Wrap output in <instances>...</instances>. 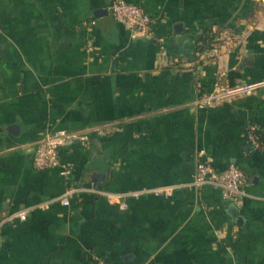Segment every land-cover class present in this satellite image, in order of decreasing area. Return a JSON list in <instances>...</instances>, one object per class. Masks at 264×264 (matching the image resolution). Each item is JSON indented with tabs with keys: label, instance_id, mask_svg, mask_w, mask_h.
<instances>
[{
	"label": "crops",
	"instance_id": "crops-1",
	"mask_svg": "<svg viewBox=\"0 0 264 264\" xmlns=\"http://www.w3.org/2000/svg\"><path fill=\"white\" fill-rule=\"evenodd\" d=\"M114 1L0 0V218L29 209L2 224L0 264H264V145L247 137L257 124L264 138V87L195 105L220 78L264 79V0H125L153 38L116 20ZM211 28L213 58L198 48ZM85 129L61 150L68 175L35 166L45 135ZM204 157L245 171L242 204L184 186ZM70 186L69 205L51 201Z\"/></svg>",
	"mask_w": 264,
	"mask_h": 264
},
{
	"label": "built area",
	"instance_id": "built-area-1",
	"mask_svg": "<svg viewBox=\"0 0 264 264\" xmlns=\"http://www.w3.org/2000/svg\"><path fill=\"white\" fill-rule=\"evenodd\" d=\"M111 12L116 20L123 23L133 34L143 35L147 38H153L155 35L154 25L152 23L150 14L140 4L127 2L125 0H115L111 7ZM223 42L217 40L212 48L209 50L211 58L217 57L221 53ZM224 74V73H223ZM264 87V79L240 83L236 85H226L221 82V78L214 83L212 90L204 92L196 101L195 105L199 107H215L225 102H232L234 100L244 98L250 94L255 93ZM257 124H250L247 137L256 146H260L258 141ZM89 129L85 130H58L54 133L45 135L36 145L34 164L39 169L46 168H60L61 174L68 175L71 167L61 159V150L63 148L72 146L77 141H85L88 139ZM248 185V178L245 171L237 165L231 164L223 170H218L214 165V160L211 157L202 158L196 166V171L193 179L184 184L188 188H202L204 186H214L221 190L223 197L226 200L234 202L235 204H242L249 193L246 190ZM178 186H161L153 188L150 191L158 196L169 197L173 194ZM78 186H70L66 188L63 194L53 198L51 201H60L63 205H69L70 200L76 191L81 190ZM90 190L99 191L91 188ZM142 191L135 190L129 192L131 195H139ZM122 195H127L122 194ZM50 201L41 202L39 207L45 208ZM125 205V204H124ZM29 209L20 210L14 214H7L0 218V247L3 244V237L1 233V226L3 223L11 221L16 218L25 220L27 218Z\"/></svg>",
	"mask_w": 264,
	"mask_h": 264
},
{
	"label": "trees",
	"instance_id": "trees-1",
	"mask_svg": "<svg viewBox=\"0 0 264 264\" xmlns=\"http://www.w3.org/2000/svg\"><path fill=\"white\" fill-rule=\"evenodd\" d=\"M216 32H214L212 30V28L210 30H208L207 33H205V35L202 36L201 38V42L199 44V52H205L207 50H210L213 46V44L216 42ZM257 137H258V141L260 143L259 147H263L264 145V138H263V134H260V132H257Z\"/></svg>",
	"mask_w": 264,
	"mask_h": 264
},
{
	"label": "water",
	"instance_id": "water-1",
	"mask_svg": "<svg viewBox=\"0 0 264 264\" xmlns=\"http://www.w3.org/2000/svg\"><path fill=\"white\" fill-rule=\"evenodd\" d=\"M231 207H232V215L235 217L237 214V208L235 205H231Z\"/></svg>",
	"mask_w": 264,
	"mask_h": 264
}]
</instances>
